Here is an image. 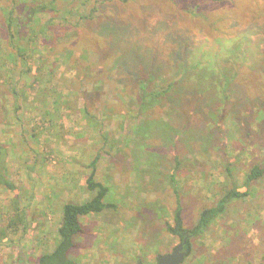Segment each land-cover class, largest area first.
Listing matches in <instances>:
<instances>
[{
  "label": "rangeland",
  "instance_id": "1",
  "mask_svg": "<svg viewBox=\"0 0 264 264\" xmlns=\"http://www.w3.org/2000/svg\"><path fill=\"white\" fill-rule=\"evenodd\" d=\"M10 10L27 66L9 57ZM143 79L173 86L144 108ZM0 148V264L53 249L94 158L116 209L81 217L68 256L157 264L179 243L177 201L190 228L264 161V0H0ZM181 264H264V176Z\"/></svg>",
  "mask_w": 264,
  "mask_h": 264
},
{
  "label": "trees",
  "instance_id": "2",
  "mask_svg": "<svg viewBox=\"0 0 264 264\" xmlns=\"http://www.w3.org/2000/svg\"><path fill=\"white\" fill-rule=\"evenodd\" d=\"M46 8L47 7L45 5H41L39 8H31L27 19H31L32 17L34 18L38 12L41 10L43 11ZM13 14L14 12L10 10L6 20V27L9 36L8 44L11 50L9 57L11 60L14 58L12 62L16 66L19 65V63V66H27L24 56L26 51L22 49L18 43V40L20 39L19 31L18 35H16L15 33L17 30L15 31L13 28V18L11 17ZM20 27L22 26H19L18 28ZM181 68V72H183L184 68L182 65ZM34 79L39 82L40 77L37 73H34ZM148 86V80H140L138 98L141 103V107L144 108H149L153 103H157V99L173 86V82L168 83L167 87L164 89L162 87H160L161 89H157V86L148 88ZM3 158L4 155L0 156V185L6 187L7 189H12V185L9 181L2 176L3 173L1 171L4 164ZM96 162L97 158H94L90 163L91 172L86 178V189L89 192L90 197L82 203L67 202L62 204L60 208V224L55 233V236L57 237L55 245L51 251L40 254L35 259L33 264H79L77 260L68 256V252L75 247V238L83 230L80 218L91 214H99L106 210L116 209L115 205L104 202V198L109 191L108 187L95 181L94 179ZM263 176L264 161L255 164L250 168L245 176L244 183L241 186H237L236 184L232 185L225 192H223L215 204L210 207L203 208L190 228H185L183 226L181 206L179 201H177L176 207L173 211V224H166L167 232L171 234V236L178 238L181 242L187 237L185 248L188 256L191 252V239L202 235L211 223L225 213L228 205L232 201L247 198L249 195L250 183L262 178Z\"/></svg>",
  "mask_w": 264,
  "mask_h": 264
},
{
  "label": "water",
  "instance_id": "3",
  "mask_svg": "<svg viewBox=\"0 0 264 264\" xmlns=\"http://www.w3.org/2000/svg\"><path fill=\"white\" fill-rule=\"evenodd\" d=\"M186 238H184L171 253L158 255L157 264H181L187 254L186 251H182L183 246L186 244ZM137 264H142L138 262Z\"/></svg>",
  "mask_w": 264,
  "mask_h": 264
},
{
  "label": "flooded vegetation",
  "instance_id": "4",
  "mask_svg": "<svg viewBox=\"0 0 264 264\" xmlns=\"http://www.w3.org/2000/svg\"><path fill=\"white\" fill-rule=\"evenodd\" d=\"M179 244H181V241H179V243L170 251V252H168V253H171ZM185 246H186V244L183 246V249H182V251H186L187 252V250H186V248H185ZM168 253H164V254H168ZM163 255V254H162ZM158 256V255H157ZM186 256H187V254H186ZM186 256H185V258H186ZM184 258V259H185ZM156 261H157V257H156ZM138 263V262H137ZM136 263V264H137Z\"/></svg>",
  "mask_w": 264,
  "mask_h": 264
},
{
  "label": "crops",
  "instance_id": "5",
  "mask_svg": "<svg viewBox=\"0 0 264 264\" xmlns=\"http://www.w3.org/2000/svg\"><path fill=\"white\" fill-rule=\"evenodd\" d=\"M142 263V262H141Z\"/></svg>",
  "mask_w": 264,
  "mask_h": 264
}]
</instances>
